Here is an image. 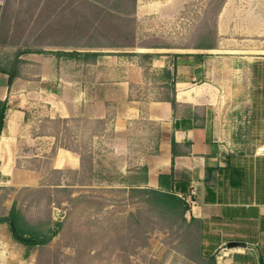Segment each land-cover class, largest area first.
Here are the masks:
<instances>
[{
  "label": "crops",
  "instance_id": "1",
  "mask_svg": "<svg viewBox=\"0 0 264 264\" xmlns=\"http://www.w3.org/2000/svg\"><path fill=\"white\" fill-rule=\"evenodd\" d=\"M46 1L24 0L18 18L25 38L34 37L24 45L37 42L41 49L19 52L11 86L9 75L0 73V101L7 103L0 138V264H39L35 249L48 245H27L14 236L13 209L26 236L53 232L50 224L40 223L38 229H47L42 232L28 224L17 204L20 192L71 188L45 184L48 170L82 172L79 154L57 135L39 133L42 116L111 125L107 158L126 178L128 195L155 190L188 207L178 242L193 245L179 253L181 262L264 264V0H225L216 43L188 50L141 46L135 42L140 27L132 31L134 43L45 46L46 37L100 34L75 29L67 18L59 29L58 0H49L48 12ZM196 1L135 0L133 18L164 25L184 19ZM124 2L93 0L100 6ZM147 32L160 36L153 24ZM158 92L165 96L155 97Z\"/></svg>",
  "mask_w": 264,
  "mask_h": 264
},
{
  "label": "rangeland",
  "instance_id": "2",
  "mask_svg": "<svg viewBox=\"0 0 264 264\" xmlns=\"http://www.w3.org/2000/svg\"><path fill=\"white\" fill-rule=\"evenodd\" d=\"M124 1L123 4L100 6L93 0H58L59 29L67 18L75 29H91V32L100 34L58 35L53 41L46 37L42 39L43 45L48 46L54 41L58 48L86 41L90 44H129L137 38L131 34L138 27L142 31L135 42L141 46L168 45L188 50L216 43L217 17L225 0H198L187 9L184 19L164 25L149 20L137 23L133 18L135 0ZM23 3L24 0H0V41L3 43L0 64L7 68L16 65L17 55L24 47L37 51L42 46L37 42L24 45L34 37L25 38L21 33L18 18ZM48 7L49 0L43 5V11L48 12ZM29 12L33 14L34 11ZM22 13L27 14L25 10ZM152 24L160 36L147 32ZM143 86L144 95H150L146 84ZM161 94L154 93L155 97L165 96ZM40 126L39 133L57 135L63 146L82 157V172L48 170L45 184L58 186L65 182L71 188L23 190L17 196L18 207L24 211L26 221L35 227V231L47 230L46 227L38 229L40 223L50 224L53 228L48 245L35 249L41 257L39 264H184L179 253L191 250L190 245H193L178 242V237L185 231L171 227L166 211L146 205L143 203L145 197H130L124 189L126 178L115 169L117 163L107 158L114 137L110 124L85 118L72 122L50 121L42 116ZM37 165L32 163L34 167ZM42 166L45 171L49 168L48 164ZM15 252L21 253L20 250Z\"/></svg>",
  "mask_w": 264,
  "mask_h": 264
},
{
  "label": "trees",
  "instance_id": "3",
  "mask_svg": "<svg viewBox=\"0 0 264 264\" xmlns=\"http://www.w3.org/2000/svg\"><path fill=\"white\" fill-rule=\"evenodd\" d=\"M207 46H200V48L205 49ZM22 53H19L17 55V58L20 57ZM18 59L16 62V65L13 66L12 68H7V67H1L0 68V73H5L9 75L10 77V83L9 85L11 86L13 84V81L17 77V67H18ZM175 86V84H173ZM173 90L175 88L173 87ZM171 103L174 105L175 101H171ZM7 111V103L1 102L0 101V138L5 126V113ZM130 197L134 196H142L145 197L143 200V203L146 205H149L153 208H158V209H164L166 211L167 216H169L172 226L176 228V230H180L182 226H184V223H186L185 214L188 211V207L175 195L170 194V193H162L159 191L155 190H139V189H133L130 191ZM15 209H13L11 216L9 218V221H13L15 223V226L18 230L19 233L22 235H26L24 232L20 230L18 227V217L16 216ZM182 223V225L179 226V223ZM15 236V235H14ZM30 237L33 238H38L35 235H29ZM50 236V235H49ZM53 237V234H52ZM26 244V243H25ZM44 244H48L44 243ZM27 245H33V244H27Z\"/></svg>",
  "mask_w": 264,
  "mask_h": 264
},
{
  "label": "water",
  "instance_id": "4",
  "mask_svg": "<svg viewBox=\"0 0 264 264\" xmlns=\"http://www.w3.org/2000/svg\"><path fill=\"white\" fill-rule=\"evenodd\" d=\"M10 226H11L12 232L15 235V237L19 241L26 243V244H34V245L35 244H43V243L48 242L52 238L51 236H49V237L36 239V238L30 237V236L22 235L21 233L18 232V230L15 226V223L13 221H10ZM229 246L230 247H238V246H244V245L231 244Z\"/></svg>",
  "mask_w": 264,
  "mask_h": 264
},
{
  "label": "built area",
  "instance_id": "5",
  "mask_svg": "<svg viewBox=\"0 0 264 264\" xmlns=\"http://www.w3.org/2000/svg\"><path fill=\"white\" fill-rule=\"evenodd\" d=\"M260 152H264V149H260ZM193 195H196V191H193ZM193 203V201H191Z\"/></svg>",
  "mask_w": 264,
  "mask_h": 264
}]
</instances>
